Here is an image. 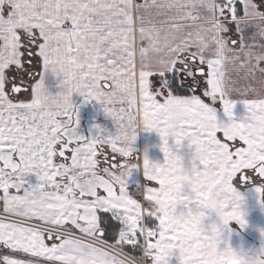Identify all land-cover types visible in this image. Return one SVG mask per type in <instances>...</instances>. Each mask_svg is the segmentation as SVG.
Listing matches in <instances>:
<instances>
[{
    "label": "snow or ice",
    "instance_id": "obj_1",
    "mask_svg": "<svg viewBox=\"0 0 264 264\" xmlns=\"http://www.w3.org/2000/svg\"><path fill=\"white\" fill-rule=\"evenodd\" d=\"M242 183L264 206V0H0V264H264Z\"/></svg>",
    "mask_w": 264,
    "mask_h": 264
},
{
    "label": "rangeland",
    "instance_id": "obj_2",
    "mask_svg": "<svg viewBox=\"0 0 264 264\" xmlns=\"http://www.w3.org/2000/svg\"><path fill=\"white\" fill-rule=\"evenodd\" d=\"M237 112H243V106L237 105ZM148 145L146 148L147 155L152 161L163 160V153L159 147L160 138L156 130H149L147 134ZM239 190L244 196V208L246 211L247 224L242 228L237 223H232L228 230H225L224 237L227 239V242L233 247H239L238 235L247 238V249L254 247L258 251L256 254L264 250V234L261 230L264 229V206L258 202V194L255 190V186L252 183H242L239 186ZM246 229V230H245ZM228 234V235H227ZM239 236V237H240ZM256 246H258L256 248ZM172 264H177L176 258L172 257Z\"/></svg>",
    "mask_w": 264,
    "mask_h": 264
},
{
    "label": "crops",
    "instance_id": "obj_3",
    "mask_svg": "<svg viewBox=\"0 0 264 264\" xmlns=\"http://www.w3.org/2000/svg\"><path fill=\"white\" fill-rule=\"evenodd\" d=\"M253 29L252 28H246L245 29V36L249 37L251 36ZM46 85L48 86L49 90L55 93L56 91L59 90V79L52 74L50 71L47 74L46 77ZM73 102L78 106V108H81V104H85L84 107V112L82 113V121H81V129L82 131H85L86 135L88 134H95L96 129L95 125L99 124L102 127L107 128L110 131H114L115 125L112 121V118L108 116L106 113H104L103 109L98 103L92 102V101H85L83 97L79 96L78 94L73 95ZM149 130H142L138 133L137 138L134 142L135 148L140 151L144 152L147 148L148 145V134ZM1 207H2V202H1ZM226 230L229 231V228ZM246 230V229H245ZM231 232V231H229ZM227 233V232H225ZM228 235V234H227ZM238 235V239L240 241L239 247H237V250L243 251L245 254L248 256H255V252H250V251H258L257 249H254V247L247 249V238L242 237ZM258 246H256L257 248ZM175 258V257H174ZM173 260V259H172Z\"/></svg>",
    "mask_w": 264,
    "mask_h": 264
},
{
    "label": "water",
    "instance_id": "obj_4",
    "mask_svg": "<svg viewBox=\"0 0 264 264\" xmlns=\"http://www.w3.org/2000/svg\"><path fill=\"white\" fill-rule=\"evenodd\" d=\"M85 104H81V108H79V121H80V123H79V126H78V130L81 132V134H84V135H86V133H85V131H82V129H81V121L83 120L82 119V113L84 112V106Z\"/></svg>",
    "mask_w": 264,
    "mask_h": 264
},
{
    "label": "built area",
    "instance_id": "obj_5",
    "mask_svg": "<svg viewBox=\"0 0 264 264\" xmlns=\"http://www.w3.org/2000/svg\"><path fill=\"white\" fill-rule=\"evenodd\" d=\"M0 204H1V202H0ZM0 207H1V205H0ZM135 254V253H134Z\"/></svg>",
    "mask_w": 264,
    "mask_h": 264
},
{
    "label": "clouds",
    "instance_id": "obj_6",
    "mask_svg": "<svg viewBox=\"0 0 264 264\" xmlns=\"http://www.w3.org/2000/svg\"><path fill=\"white\" fill-rule=\"evenodd\" d=\"M262 251H264V250H262Z\"/></svg>",
    "mask_w": 264,
    "mask_h": 264
}]
</instances>
